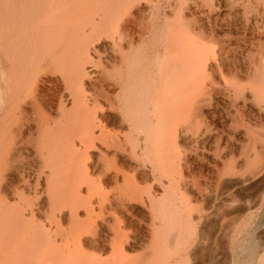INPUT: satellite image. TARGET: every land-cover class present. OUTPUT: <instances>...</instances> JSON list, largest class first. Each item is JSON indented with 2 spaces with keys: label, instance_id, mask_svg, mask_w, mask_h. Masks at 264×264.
Here are the masks:
<instances>
[{
  "label": "rangeland",
  "instance_id": "rangeland-1",
  "mask_svg": "<svg viewBox=\"0 0 264 264\" xmlns=\"http://www.w3.org/2000/svg\"><path fill=\"white\" fill-rule=\"evenodd\" d=\"M56 1L66 7L67 0ZM79 1L76 8L86 9L81 7L83 10L72 18L78 35L73 41L74 46L84 48L81 52L85 51L88 59L81 86L89 108L97 116V136L102 134L108 141L117 137L121 149L116 152V148L99 140L84 148L79 139L75 141L82 171L93 184L90 195L88 184L83 182L80 186L81 196L91 200L79 209L77 219L88 220L94 227L80 244L79 256L87 258L83 264H245L243 260L253 250L258 260L264 258V99L258 100L264 90V0H129L121 8L128 20L125 29L139 39L136 48L143 46L141 36L161 50L173 46V60L182 49L188 50L194 44L202 43L209 50L202 67L198 65L183 77L189 83L186 95L165 105L166 120L161 130L166 137L163 136L161 145L147 144L142 134L123 118L118 106L110 108L109 101L115 99L119 88L110 81L117 73L118 56L108 30L112 21L108 19L117 9L109 12L104 23L101 21L104 3H116L117 7L118 0H81V5ZM152 17L157 19L156 38L153 28L148 27ZM50 77L52 81L43 89L52 90L58 99L63 96L65 106L71 108L73 97L65 90L60 76ZM96 91H103V99L109 96L106 101L101 99L100 107L92 105ZM151 118L155 119L153 115ZM29 126L33 130L25 128L23 137L15 139L11 156H7L5 141L0 138V165L4 161L7 167L0 199L8 205H32L36 219L45 223L50 174L36 154L35 126ZM127 136L131 137L125 143ZM144 146L151 151L150 155L145 153ZM162 146L159 158L169 167V174L160 178L153 151ZM110 204L113 209L101 212L102 207L109 208ZM25 214L27 219L31 218L28 208ZM65 214L62 221L68 228L73 221L68 211ZM158 229L161 236H157ZM114 231L121 236L116 250Z\"/></svg>",
  "mask_w": 264,
  "mask_h": 264
},
{
  "label": "bare ground",
  "instance_id": "bare-ground-1",
  "mask_svg": "<svg viewBox=\"0 0 264 264\" xmlns=\"http://www.w3.org/2000/svg\"><path fill=\"white\" fill-rule=\"evenodd\" d=\"M128 1H116L117 7L116 3H112V5L111 3H104V9H102L105 15L101 24L109 18H107L109 12H112L114 8L117 9V13L108 19V21H112L108 30L112 33L113 45L116 47L118 56L115 55L117 57L115 60L117 73L115 79L110 81H113L115 86L119 88L115 99H109L112 100L109 101L110 108L118 106L117 108L123 112V118L129 122L133 129L142 134V138L147 144L157 145L159 143L161 145V140L166 135H163V128L161 127L164 125L163 121L166 120L163 113L165 105L171 104L186 95L189 83L183 77L186 72L197 69L198 65L202 67L203 58L207 56L209 50L202 43L194 44L188 50L182 49L178 58L173 60L171 58L175 57L174 52L171 51L173 46L161 50L159 45L154 42L149 43L141 36L143 46L136 48V41L139 39L136 40L134 32L130 33L125 29L124 25L128 20H126V16L121 14V8ZM76 2L78 3V0H67L66 7L57 4L56 0H2L1 2L4 29L2 32L3 64L2 69L0 68L2 70L0 71L2 72V75L0 74L2 80L0 86V138L5 141L7 156H11L15 139L23 137L25 128L31 132L33 129L29 125L34 124L35 134H32L36 135L33 138L37 139L36 154L41 158L42 165L48 168L50 176L47 188L49 207L44 212L45 223L36 219L31 209L32 205L26 206L25 203L23 205H8L5 199H0V264H83L87 262V258L79 256L81 253L80 244L83 236L93 232L94 227L88 220H78L77 214L79 209L88 206L89 200H91L81 196V184L83 182L88 184L89 195L93 192V184L86 178L87 174L82 171L83 163L77 157L75 141L79 139L81 146L88 148L99 140L110 146L109 148H116L115 151L121 150L118 148L119 140L117 137L108 141L102 134L97 136V116L89 108L88 100L83 93L81 85L83 77L86 75L85 66L88 59L84 56L85 51L81 52L82 48L79 49L77 45L74 46L73 40H77L75 36L78 35L73 28L74 21L72 18L76 12L86 9V6H80L78 9L75 5ZM141 15H143L142 12ZM156 23L155 17H152L149 24L147 22L149 30L153 28L154 37L156 35ZM184 38L187 36L185 35ZM259 56L261 57V55ZM50 75L60 76L59 80L63 81L65 90H68L70 96L73 97L71 108L67 109L63 96L58 99L55 92L50 89H43L46 83L52 81ZM259 78L257 77V79ZM165 80L166 83H164ZM262 86L264 88V82ZM63 92L65 93V91ZM102 93L96 91L94 94L93 92L94 96L91 99L93 106L100 107V101L104 97H102ZM108 97L105 96V101ZM262 99H264V90L258 95V100L262 101ZM150 106L154 107L152 111ZM55 114L57 118L53 117ZM151 115L155 119H152ZM261 129L264 130L263 127ZM130 137L127 136L123 142L126 143ZM163 141V145H166V141ZM145 148L144 146L145 153L149 154L151 151ZM162 148L163 146L157 147L153 151L157 157L156 164L158 165L155 168L159 173L161 171L160 174L157 173L160 178L162 174L165 176L164 173L169 174V167L159 158L162 155ZM145 160H149L147 156ZM3 162L0 165V185L4 177L3 173L6 171L4 169L7 168ZM78 168L80 169L79 172H77ZM62 173L65 175L62 176ZM170 174H172L171 171ZM97 186L99 187V185ZM111 200L113 201L110 202L113 203L114 198ZM163 201L165 202V199L161 200V202ZM26 203L29 204V202ZM112 205L110 204L109 208L102 207L101 212L113 209ZM27 208L31 211V218L29 219L25 214ZM67 211L70 213L73 223L70 227L65 228L62 220L66 217ZM159 228L163 231L162 226ZM160 229H158L157 236L162 235ZM114 236L113 248L116 250L120 247L118 241L121 236L115 231ZM249 248L252 249V247ZM256 254L253 250L250 257L243 260L246 261L245 264H264V258L258 260Z\"/></svg>",
  "mask_w": 264,
  "mask_h": 264
}]
</instances>
